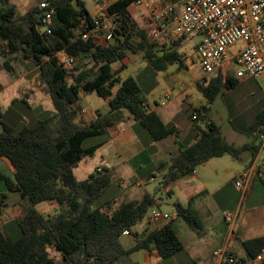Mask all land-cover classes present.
Segmentation results:
<instances>
[{"label": "trees", "instance_id": "obj_1", "mask_svg": "<svg viewBox=\"0 0 264 264\" xmlns=\"http://www.w3.org/2000/svg\"><path fill=\"white\" fill-rule=\"evenodd\" d=\"M134 0H113L105 9L111 17V40L97 43L96 37L82 39L81 34L92 23V15L83 0H47L54 9L51 32L39 29L38 5L17 15L14 4L0 0V41L3 53L22 63L33 62L38 68L40 84L51 98L53 111L33 125H19L3 120L0 115V159L12 170L8 176L0 170V183L7 192L18 197L20 212L9 226L0 227V264H123L129 263V251L121 244L123 231L141 221L148 209L157 205L155 195L144 193L139 200H130L112 208V201L94 206L96 199L112 180V171L102 168L85 179L73 172L77 163L91 155L103 143L82 146L85 139L107 134L124 120V112L144 128L153 141L177 134L153 110H149L136 79H121L122 66L113 69L127 54H140L157 71L168 65H183L176 49L186 36L153 42L146 30L128 14L126 7ZM175 0H163L165 5ZM103 18V17H102ZM77 58L78 64L87 57L88 68L78 65L66 69L59 61L58 52ZM13 73L14 65L7 60L0 70ZM206 82V81H205ZM204 82V84H205ZM238 80L228 71H218L216 77L199 89L212 103L221 87L236 85ZM80 92L96 93L107 101L108 111L96 112L89 123L77 120ZM205 111L208 106L202 107ZM198 129L196 140L184 149L158 163L162 185L193 172L208 160L224 155L237 157L252 149L259 135L264 134V112L256 116L249 128L251 139L236 146L222 135L219 126L207 120ZM6 194L0 195V201ZM41 202L54 203V211L44 214L37 209ZM177 217L193 230L199 229L195 215L187 207L175 204ZM251 259L264 247V236L242 242ZM135 248L155 249L166 259L182 249L172 223L137 239Z\"/></svg>", "mask_w": 264, "mask_h": 264}, {"label": "crops", "instance_id": "obj_2", "mask_svg": "<svg viewBox=\"0 0 264 264\" xmlns=\"http://www.w3.org/2000/svg\"><path fill=\"white\" fill-rule=\"evenodd\" d=\"M112 1L113 0H96L98 7L94 11H88L92 16H94L96 11V15H101L104 22L109 25L111 24V17H105L104 12ZM14 2L15 3H10L14 4L16 12L18 11V7L20 8L21 15L26 13L32 6L35 4L37 5L38 3L37 0H14ZM126 10L135 22L140 20V18L143 19L146 17L149 21L150 27L151 10L137 8L133 5V2L126 7ZM96 39V42L101 45L108 42L106 38L104 42L100 40V37H97ZM3 50L4 44L0 42V63L7 60L11 65L15 64L16 66L14 67L12 74L4 69L0 70V115L3 117V120L11 122L12 115L17 118L21 117V122L18 126L21 125L22 122L25 121V118L29 115L26 112L27 110L24 108V104L27 103L29 105L27 108H30V110L45 108L52 112L54 110L52 101L50 96L44 93L41 88L39 72L37 74L34 73V82L30 83V80L25 79L31 72V70L26 66V63L30 61H23L22 63H19L11 59L10 56L4 54ZM65 54L66 53L63 51L57 53L59 57H63ZM35 69L38 70L37 66H34V70ZM221 72H223L224 75L225 71ZM213 75L214 76L212 77H216L217 73H214ZM208 82L209 80L206 81L205 84ZM48 96L49 98H47ZM145 101L149 110L155 111L164 123L174 126L177 129L179 137L177 134L171 135L167 137L170 138L167 144L164 143L158 147L156 142L153 144V142H151L153 140L151 138H147L145 133L139 129V126L141 125L137 121L131 119L127 112H124V120L112 127L109 132L111 133V131H113L112 134H109L112 136L110 137V140L111 143L114 144L113 148L109 151L107 141L99 147V149H102L103 151L108 149V151L104 154V164L97 167L107 168L112 171V180L107 187L113 185L115 182H118V184H120L119 187L121 188V195H119V197L113 196L112 198L106 200L112 201V208H116L122 202L139 200L142 198L144 193L151 194L149 191H146V189L144 192H139V190H137L138 187H141L145 182L143 179L144 175L130 167L128 164L129 160H117L116 155L121 156L123 154L122 142H119L118 139L127 140L125 135L126 133H129L132 136L131 140L136 141H133V145H137V150L131 158L137 156H140L141 158L143 157L145 149L142 146L139 137L145 139L146 144L149 145L148 148L157 147L150 153H153L154 160L159 158V162H161L176 153L178 149H184L191 145L197 138L198 129L191 128L188 122H186L183 118H180V114L177 109H173V107L168 105L160 107L157 104L156 109H152L148 101L146 99ZM104 106V111L96 112H100L102 114L106 113L109 108L106 100ZM96 112L88 113L81 109L78 113L77 120L87 124L95 118ZM198 127L201 128L200 126ZM1 128L0 124V131ZM179 140H181V142H179ZM248 142L249 140L244 138L237 146L244 145ZM255 145L257 146V151L255 153H253L252 149H250L242 151L237 157H233L236 162H234L235 164H233L229 169L219 171L216 168V165L211 166L208 164L209 161L212 160L210 159L206 163L200 165L198 170L195 169L193 172L181 177L169 185H162V192L173 196L170 203H165V206L171 207L172 210H162L160 208V204L162 203L161 199L156 196L157 205L153 207H157L160 211L173 215L174 218L171 221L159 220L154 222L150 219L149 214H146L141 221L133 225L130 228L129 235H122L120 237L122 246L125 250L129 251L127 257L129 263L123 264H208L205 262L208 260V257L210 264L212 261V251L223 246H225L230 253L239 259L237 264H249L250 258L245 253L242 242L248 239L264 236V180H259L257 178L253 179L246 196L243 199H240L239 196V201H237L238 203L236 202V204L231 207V210H229L237 211L236 218L232 225H228L224 222L229 228H232L231 234H229L230 232L226 230L223 223H219L216 213L217 210H219L218 206L221 205L222 200L229 199V195L223 192V189L226 187L224 184L228 185L233 183L237 191L240 193L239 189L235 185V180H237L238 175L245 169L257 164L261 159H264V144L260 145V142L256 140ZM168 148L172 149V151H168L167 153ZM0 164H4L12 173L11 167L5 160L0 159ZM240 165L243 166L241 167ZM94 170L91 173H93ZM91 173H89L87 177ZM145 178H148L149 180L154 177L147 173ZM107 187H105L104 190ZM220 192H222L221 197L217 196ZM251 192L252 201H248L241 212L242 202L249 198ZM130 195H134V197L129 199L128 197ZM42 203L44 202H41L38 205ZM176 203L189 208V210L195 215L199 223L198 230H193L183 220L177 217L175 209ZM151 208L148 209V213H150ZM225 211L226 210H223L221 215ZM168 223L173 224L176 234L182 244V249L179 252L169 258L163 259L155 249L148 250L146 248H135L137 239L145 238L151 232Z\"/></svg>", "mask_w": 264, "mask_h": 264}, {"label": "rangeland", "instance_id": "obj_3", "mask_svg": "<svg viewBox=\"0 0 264 264\" xmlns=\"http://www.w3.org/2000/svg\"><path fill=\"white\" fill-rule=\"evenodd\" d=\"M38 1V0H37ZM86 8L89 11H94L98 5L96 0H83ZM10 2L15 3L14 0H10ZM32 6L31 8L35 7ZM18 15H21L20 8L18 7L17 11ZM150 15V12H149ZM96 17V11L94 13ZM149 18V17H148ZM107 26V32L111 31L112 22ZM139 28H142L147 31L149 38L156 43H161L160 40L154 39L150 34L149 21L146 17L137 21ZM104 30L102 34L99 36L101 41H105L107 32ZM201 35L193 34L185 37L183 41L180 42L179 46L176 47L180 59L183 61V65L179 66L178 63H173L167 66L165 70L157 71L150 64L144 60L140 54H133L127 52L126 56L118 63L113 64V69H117L122 66L123 70L119 73V77L121 79H125L127 77H132L137 80V82L141 86V92L146 99L152 109H156V104L160 107H165L166 105L173 107V109H177L179 112V117L183 118L186 122H188L191 128L197 129V126H200L202 129L205 128L206 122L208 119L215 122L225 137V139L230 143L232 142L234 145H239L240 142L247 138L249 141L251 139V133L249 132V128L251 124L255 121L256 116L264 112V78L258 79H248V80H239L236 85L232 88L226 89L225 87H221V90L218 96L212 103H208L205 96L199 89L200 86H205V81H208L213 74L203 75L198 66V52L197 48L201 42ZM111 40L108 39V41ZM1 42V41H0ZM27 68L31 70L30 75L25 78L30 80V83L34 82L33 76L34 73L37 74L38 70H34L33 62L26 63ZM91 63H89L88 58L85 57L78 64V66L82 68H88ZM75 65V66H76ZM75 66L73 67L74 69ZM14 67L15 64H14ZM165 94H170V98L168 100L165 99ZM49 98V96L47 97ZM164 104L161 105V102ZM77 105L79 107V111L82 109L85 112L93 113L96 111H104L105 109V100L98 96L96 93H85L80 92ZM28 103L24 104L26 112L29 114L25 121L22 122L21 125H33L36 120L47 117L51 114L49 109H37L30 110L27 108ZM208 106L209 109L205 111L202 107ZM194 113H197L196 119L192 117ZM11 122H13L17 127L21 122V117L17 118L16 116H11ZM139 129L145 133L147 138H150L147 131H145L141 126ZM110 130L107 134L97 135L88 137L84 140L82 146L84 148L89 147L93 144L99 142H106L109 147V151L113 148L114 144L111 143L109 134ZM135 136V135H133ZM179 137V135L177 134ZM127 140L118 139L119 142H122L123 154L121 156H117V160H126L128 164L133 169L142 173L143 179L145 180L144 184L141 187H138L137 190L139 192L149 191L151 194L161 199L160 208L165 211H171V207H166L165 203H170L172 201V195H167L162 192V172L157 169L159 158L154 160L153 153H150L154 148H148L149 145L146 144L145 139L139 137L142 146L145 149L143 157L140 156L131 158L132 155L137 150V145H133V141L131 140L132 136L129 133L125 135ZM170 138L162 139L160 141H151L153 144L156 142L159 147L161 144H167ZM136 142V141H134ZM181 142V140H179ZM177 144V143H176ZM126 147H125V146ZM108 151V149H106ZM106 151L99 149V147L95 150V152L91 155L84 156L77 164L74 169V175L78 179H85L89 173L94 171H102V168H97L104 164V154ZM172 151V149L167 150ZM170 155V154H167ZM167 157V156H166ZM168 159V158H167ZM166 160V159H165ZM163 161V160H162ZM235 159L230 155H224L222 157L212 158L209 161V165L214 166L219 171L224 169H229L233 164ZM208 165V166H209ZM241 167L243 165H240ZM200 166L196 167L198 170ZM0 169L8 176H12V173L9 169L4 165L0 164ZM149 173L150 176L154 177L153 179L145 178V175ZM143 181V180H142ZM120 184L115 182L113 185L107 187L96 199L94 206H100L106 202L107 199L114 197H119L121 195ZM225 192L229 195V199L222 200L221 205L218 206L219 210H217L216 216H218L219 223H223L227 231L232 233V228H229L224 222V218L221 215L223 210L229 211L237 201H239L240 193L237 191L236 187L233 183L225 185ZM2 193L6 194V198H2L0 201V227L2 225L9 226L10 222L13 218L17 217L20 212V206L18 203V197L15 193L7 192L4 184L0 183V195ZM222 192H220L217 196L221 197ZM216 196V197H217ZM134 195H130L128 198H133ZM112 200V199H111ZM252 201V192L248 199H245L241 205L242 209L246 206V204ZM238 203V202H237ZM235 207V206H234ZM44 214H50L54 211V203L52 202H44L37 207ZM147 214H149L147 212ZM208 256V255H207ZM209 264L208 260L205 261Z\"/></svg>", "mask_w": 264, "mask_h": 264}, {"label": "built area", "instance_id": "obj_4", "mask_svg": "<svg viewBox=\"0 0 264 264\" xmlns=\"http://www.w3.org/2000/svg\"><path fill=\"white\" fill-rule=\"evenodd\" d=\"M163 0H134L133 5L151 10L150 34L161 43L183 36L199 34L202 39L197 48L198 66L203 75L228 71L239 81L264 78V0H175L161 5ZM39 29L51 32L54 9L47 0H38ZM82 39L99 37L107 29L101 15L92 17V23L84 27ZM107 32V30H106ZM111 38L107 32L106 39ZM66 69L77 64V58L65 54L59 57ZM170 94H165L168 100ZM164 102H161V105ZM194 119L197 113L192 115ZM260 145L264 134L259 135ZM264 180V159L242 171L235 185L243 199L253 179ZM225 222L232 225L237 211L222 213ZM152 221H171L174 216L152 207L149 213ZM123 231L122 235H129ZM210 264H237L239 259L225 246L212 251ZM249 264H264V247L251 258Z\"/></svg>", "mask_w": 264, "mask_h": 264}]
</instances>
